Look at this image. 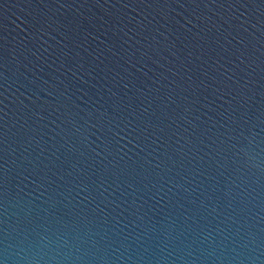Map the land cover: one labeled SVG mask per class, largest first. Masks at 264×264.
I'll return each instance as SVG.
<instances>
[{"label": "water", "instance_id": "1", "mask_svg": "<svg viewBox=\"0 0 264 264\" xmlns=\"http://www.w3.org/2000/svg\"><path fill=\"white\" fill-rule=\"evenodd\" d=\"M0 264H264V0H0Z\"/></svg>", "mask_w": 264, "mask_h": 264}]
</instances>
